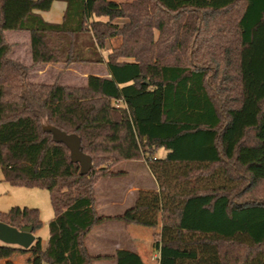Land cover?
<instances>
[{
  "label": "trees",
  "instance_id": "obj_1",
  "mask_svg": "<svg viewBox=\"0 0 264 264\" xmlns=\"http://www.w3.org/2000/svg\"><path fill=\"white\" fill-rule=\"evenodd\" d=\"M53 1L0 0L3 181L47 191L53 211L44 246L36 237L27 250H0L47 264H144L128 250L89 254L86 237L116 221L161 225L158 264H264V200L244 196L264 186V0H58L67 6L59 24L36 14ZM6 32L29 35L30 67L9 58ZM99 50H109L105 60ZM48 64L103 65L107 77L89 74L79 87L28 82L30 68ZM46 126L78 137L87 175ZM141 159L158 190L138 192L119 216L98 215L97 182ZM175 167L189 183L165 195L160 178ZM218 171L231 185H210ZM38 213L14 207L0 222L34 235Z\"/></svg>",
  "mask_w": 264,
  "mask_h": 264
},
{
  "label": "crops",
  "instance_id": "obj_2",
  "mask_svg": "<svg viewBox=\"0 0 264 264\" xmlns=\"http://www.w3.org/2000/svg\"><path fill=\"white\" fill-rule=\"evenodd\" d=\"M53 6L47 12H36L44 21L52 24L62 23L66 4L62 1L54 0ZM106 21V18H100ZM115 23L122 25L123 20H115ZM7 33V32H6ZM99 52H107L109 50H99ZM31 60V59H30ZM80 66V65H77ZM103 66V65H102ZM81 67V66H80ZM104 67V66H103ZM105 70V68H104ZM106 71V70H105ZM86 77L89 74H85ZM107 77V71L104 74L97 75ZM127 164L128 168L118 170L123 172L124 176L114 179H101L95 188V209L100 216H119L123 211L134 206L138 192H152L158 190V184L154 177V183L146 179L141 173L140 163L133 161L121 162L118 166ZM149 173L148 168H145ZM104 181V191L101 198L97 197V189L99 184ZM128 182V184H126ZM114 211V214H107L106 211ZM161 225L155 228H148L138 225H125L121 222H106L94 228V230L86 237L85 244L89 254L93 257L112 256L116 251L128 250L135 252L144 264H148L152 258L157 261L159 255L152 249L153 235L159 234ZM36 238V237H35ZM91 238V240H90ZM92 245L94 254L90 253L88 241ZM94 263H110L115 264L111 260H96ZM0 264H47L42 258L34 252L19 251L16 249L0 250Z\"/></svg>",
  "mask_w": 264,
  "mask_h": 264
},
{
  "label": "rangeland",
  "instance_id": "obj_3",
  "mask_svg": "<svg viewBox=\"0 0 264 264\" xmlns=\"http://www.w3.org/2000/svg\"><path fill=\"white\" fill-rule=\"evenodd\" d=\"M7 41L11 44V53L9 58L14 61H18L21 64L30 67V44L29 35L25 32H7ZM120 39L112 40L109 43L108 49L113 46H118L120 44ZM99 55L106 59L107 52H99ZM106 72L102 65H90V66H64L63 64H48L43 66H35L30 68L28 75V82L32 84H59L63 86L79 87L85 85V74H97L101 75ZM158 156H163V151L157 154ZM156 156V155H155ZM140 163L141 173L146 179H149L151 183L153 181V175L149 173L145 168L147 167L143 159L139 161H133ZM120 164V163H119ZM117 164L114 169L115 171L122 170L123 168H128L127 164L124 166H118ZM185 172L182 168H171L167 171L166 176L160 178V182L164 188V194L172 196L175 193H179L183 186H186L189 182H182L180 180L181 173ZM210 180V185H231L230 182L226 180V177L222 171L216 172L212 177L206 179ZM200 181V183H204ZM99 182V181H98ZM97 182V183H98ZM127 181L126 184H128ZM104 181H102L97 189V197L101 198L102 191H104ZM192 183V182H191ZM198 183V184H200ZM196 184V186L198 185ZM97 185V184H96ZM201 186V185H198ZM189 187V186H188ZM96 188V186H95ZM157 191V190H156ZM95 192V190H94ZM247 199L264 200V186H259L253 188L246 195ZM244 200V199H242ZM18 207L20 209H36L38 210L39 220L41 225L39 229L36 230L34 236L40 238L42 246H44L48 239V224L53 219V211L50 205L48 192L38 188H22V187H11L8 183L3 181L2 172L0 169V212H9L11 208ZM107 214H114V211H106ZM124 212V211H123ZM122 212V213H123ZM91 240V238H90ZM88 241V247L90 248V253L93 255L94 251L92 245ZM2 243H0L1 245ZM101 264V263H93ZM110 264V263H105ZM148 264H157V261L152 258Z\"/></svg>",
  "mask_w": 264,
  "mask_h": 264
},
{
  "label": "water",
  "instance_id": "obj_4",
  "mask_svg": "<svg viewBox=\"0 0 264 264\" xmlns=\"http://www.w3.org/2000/svg\"><path fill=\"white\" fill-rule=\"evenodd\" d=\"M44 132L52 135L53 141L64 144L70 153L72 163L79 165V173L85 176L92 169V161L89 156L82 153L80 150V141L75 135H67L60 130L46 126ZM32 229L29 227L18 230L0 222V243L6 246L18 247L27 250L28 247L35 242V236L32 234Z\"/></svg>",
  "mask_w": 264,
  "mask_h": 264
}]
</instances>
